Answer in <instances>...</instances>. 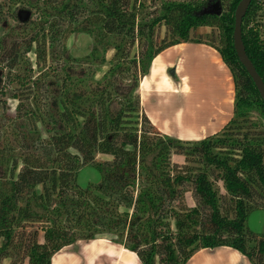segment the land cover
<instances>
[{
  "label": "trees",
  "instance_id": "1",
  "mask_svg": "<svg viewBox=\"0 0 264 264\" xmlns=\"http://www.w3.org/2000/svg\"><path fill=\"white\" fill-rule=\"evenodd\" d=\"M240 1L221 0V16H197L208 0H0L8 70L0 68V94L19 103L12 141L0 131V262L38 225L44 242L35 230L23 250L28 264H51L63 248L100 238L142 264H187L220 247L264 264V233L246 227L251 211L264 208V122L256 116L264 117V102L234 48ZM245 16L246 53L264 81V0H252ZM201 27L219 34L205 42L193 35ZM76 32L92 39L83 58L64 43ZM190 41L219 51L236 88L232 120L199 142L162 134L139 92L153 60ZM86 166L100 173L98 184L80 186Z\"/></svg>",
  "mask_w": 264,
  "mask_h": 264
},
{
  "label": "crops",
  "instance_id": "2",
  "mask_svg": "<svg viewBox=\"0 0 264 264\" xmlns=\"http://www.w3.org/2000/svg\"><path fill=\"white\" fill-rule=\"evenodd\" d=\"M153 68H156L154 81L147 83ZM171 69L174 80L164 81L168 82L165 85L158 83L162 74ZM146 83L147 89L144 92ZM140 86L141 104L148 119L162 134L180 141L199 142L214 136L234 116L236 88L231 70L219 51L206 43L190 41L166 49L153 60L150 71ZM165 86V91L171 96L177 94L181 100L183 97L186 99L184 107H179L181 109L176 120L171 114L168 118L166 113L159 120L154 107L150 111L145 107L147 98L162 97L160 89ZM174 124L177 125V130L172 129ZM225 260L251 264L243 254L230 247L202 249L187 264H224ZM51 264L142 263L136 253L123 245L100 238L79 241L63 248L52 256Z\"/></svg>",
  "mask_w": 264,
  "mask_h": 264
},
{
  "label": "rangeland",
  "instance_id": "3",
  "mask_svg": "<svg viewBox=\"0 0 264 264\" xmlns=\"http://www.w3.org/2000/svg\"><path fill=\"white\" fill-rule=\"evenodd\" d=\"M28 16L26 11H21V17L22 19H25ZM37 16L34 17V19H36ZM11 23L13 28L14 26H16L15 28H17L19 25H17L16 21H12L8 19V23ZM160 36L159 38L162 39L165 35V27H162L160 30ZM6 32H2L0 33V37H2ZM219 33H217V30L212 29L210 27H201L196 31V34H193L196 38H201L203 41L205 42H210L213 39V36L216 37L218 36ZM212 42V41H211ZM65 45L67 47L68 53L75 57V58H83L85 56H87V54L91 51L92 49V39L89 35L87 34H83V33H73V34H69L67 36V38L65 39ZM214 44V43H213ZM215 45H217V42H215ZM109 57L112 56V52L109 53L108 55ZM25 59L30 60V63L33 64V70H36V63H35V59L36 57L30 53L28 55H26L24 57ZM3 63H0V68H4L3 67ZM156 69V68H155ZM155 69H152V76L147 80V83L152 80V82L154 81V73H155ZM150 71V70H149ZM4 72L5 75L7 74L8 70L4 68ZM101 73L99 72L100 76ZM38 77V73L34 74V78L33 80ZM153 78V79H152ZM1 79V78H0ZM168 79H171L172 81L174 80L173 76H172V69L166 71V74H162V77L159 78L158 83H168V82H164L167 81ZM6 79L4 77H2V83L6 82V84L8 83L7 81H5ZM147 83L145 84V88H144V92L147 89ZM156 85V83L154 84ZM167 86L163 87L160 89V93L163 94L162 97L160 98H156V97H150L147 98L145 100L146 104L145 107L150 111L151 108L156 109V116L157 118L160 120V118L163 117V114L166 113L167 117H169V114H171V116H173L176 120V117L180 111L181 108L179 107H184L185 105V100L183 97V100H181V98H179V95L175 94V95H170L167 91H165ZM157 88V87H156ZM9 90V88H8ZM140 92V89H139ZM156 101V102H155ZM18 100H14L10 95L9 96H2L0 94V131L1 132H8V140L11 142L12 139L10 138V134H12L13 129L12 126L10 125V120L15 119L17 117V111H16V107H17ZM143 109V107H142ZM256 116L258 117V119L262 122H264V117L259 116L258 114H256ZM255 116V117H256ZM173 130H177V125L174 124L172 126ZM176 132V131H175ZM101 158V157H100ZM173 162H178L180 164H183V158L182 157H178V156H173L172 158ZM189 166H196L193 163H189ZM81 176H79V184L81 187H86L88 184H98L101 180V175L100 173L92 166H86L85 168L82 169ZM218 186L220 188V191L223 195H225V190L223 189V187L220 185V183H218ZM192 194H187L186 196V202L188 204V206H193L195 204L194 199L192 198ZM230 207V204L225 203L224 208L228 209ZM246 227L248 228V230L255 236H260L264 233V208L261 209H253L251 211V213L249 214V217L246 221ZM37 230L38 231V240L39 242H44L43 240V232H42V228L41 226H35L33 229H28V233L24 239V244H23V248L22 250H16L12 252V255L10 258L7 259H3L0 264H28V258L25 254V252L23 250H25V247H27V245L30 244L31 242V236L33 234V232ZM248 262V261H247ZM214 264H220V262L218 263H214ZM224 264H243L242 262H235L233 261H224ZM249 264V262H248Z\"/></svg>",
  "mask_w": 264,
  "mask_h": 264
},
{
  "label": "water",
  "instance_id": "4",
  "mask_svg": "<svg viewBox=\"0 0 264 264\" xmlns=\"http://www.w3.org/2000/svg\"><path fill=\"white\" fill-rule=\"evenodd\" d=\"M252 0H241L235 10V26L233 32L234 48L237 52L240 63L245 67L246 71L252 78L262 101L264 102V81L258 74L252 61L249 59L246 48L242 38V24L243 18L246 17V13L249 9ZM223 13V6L221 0H208L207 5L204 6L198 13L197 16L204 15H215L221 16Z\"/></svg>",
  "mask_w": 264,
  "mask_h": 264
},
{
  "label": "flooded vegetation",
  "instance_id": "5",
  "mask_svg": "<svg viewBox=\"0 0 264 264\" xmlns=\"http://www.w3.org/2000/svg\"><path fill=\"white\" fill-rule=\"evenodd\" d=\"M19 15H20V17H21V12H20V14H19ZM21 18H22V17H21Z\"/></svg>",
  "mask_w": 264,
  "mask_h": 264
},
{
  "label": "bare ground",
  "instance_id": "6",
  "mask_svg": "<svg viewBox=\"0 0 264 264\" xmlns=\"http://www.w3.org/2000/svg\"><path fill=\"white\" fill-rule=\"evenodd\" d=\"M144 86V85H143ZM144 88H145V86H144Z\"/></svg>",
  "mask_w": 264,
  "mask_h": 264
}]
</instances>
